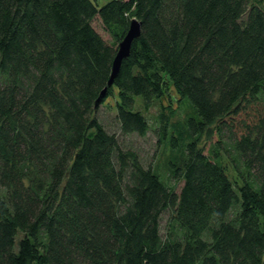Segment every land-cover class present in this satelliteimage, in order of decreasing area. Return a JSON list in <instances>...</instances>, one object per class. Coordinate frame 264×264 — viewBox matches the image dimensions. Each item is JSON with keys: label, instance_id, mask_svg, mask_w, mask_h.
<instances>
[{"label": "trees", "instance_id": "1", "mask_svg": "<svg viewBox=\"0 0 264 264\" xmlns=\"http://www.w3.org/2000/svg\"><path fill=\"white\" fill-rule=\"evenodd\" d=\"M0 264H264L262 0H0Z\"/></svg>", "mask_w": 264, "mask_h": 264}, {"label": "rangeland", "instance_id": "2", "mask_svg": "<svg viewBox=\"0 0 264 264\" xmlns=\"http://www.w3.org/2000/svg\"><path fill=\"white\" fill-rule=\"evenodd\" d=\"M98 3L104 4L108 2L109 0H97ZM95 29L107 40H111V37L109 34L106 33V31L102 28V24L99 20H96L94 22ZM111 104V106H108ZM137 105L138 108L141 105L143 108L142 99H137ZM100 105H98L99 107ZM141 108V109H142ZM146 116L148 117L150 124L155 126L156 124V116H158L159 108L158 105H155L151 107L147 112L144 111ZM96 114L99 116V119L102 123H105L106 128L109 132L114 133L118 136L120 143L125 145H131L135 146V148L138 150V153L142 157L144 161L147 162H156V163H162L164 161V157L161 154V145L158 141L157 134L151 129L146 136L142 137L137 134L130 135V136H122L120 132V128L118 124L116 123V120L114 119L115 116V103L114 99L112 97H109L108 100L104 103V105L100 106L97 110ZM205 139V138H203ZM182 184V183H181ZM180 184V185H181ZM168 212L165 211L162 220H161V227H162V233L164 234L167 228L168 224Z\"/></svg>", "mask_w": 264, "mask_h": 264}, {"label": "water", "instance_id": "3", "mask_svg": "<svg viewBox=\"0 0 264 264\" xmlns=\"http://www.w3.org/2000/svg\"><path fill=\"white\" fill-rule=\"evenodd\" d=\"M141 24L136 19H133L131 21L130 28L126 34V36L123 38V40L119 43L118 52L116 54V57L113 61V67H112V73L111 77L108 82V86L113 84L114 78L117 76L121 63L124 58L128 57L130 53V48L132 45V42L135 38L139 37L141 34ZM107 87L103 89L101 92L99 98L96 100V107L101 103L102 99L106 96Z\"/></svg>", "mask_w": 264, "mask_h": 264}, {"label": "crops", "instance_id": "4", "mask_svg": "<svg viewBox=\"0 0 264 264\" xmlns=\"http://www.w3.org/2000/svg\"><path fill=\"white\" fill-rule=\"evenodd\" d=\"M262 2H263V5H264V0H262Z\"/></svg>", "mask_w": 264, "mask_h": 264}]
</instances>
